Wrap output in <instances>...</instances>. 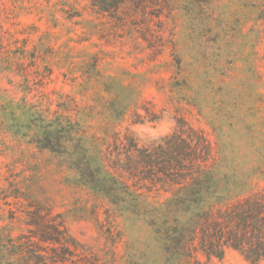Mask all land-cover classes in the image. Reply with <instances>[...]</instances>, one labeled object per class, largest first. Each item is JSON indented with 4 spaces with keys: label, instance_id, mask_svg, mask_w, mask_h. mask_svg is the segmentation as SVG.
<instances>
[{
    "label": "rangeland",
    "instance_id": "374dc122",
    "mask_svg": "<svg viewBox=\"0 0 264 264\" xmlns=\"http://www.w3.org/2000/svg\"><path fill=\"white\" fill-rule=\"evenodd\" d=\"M179 122L205 133L233 188H264V0H0V250L37 210L62 222L72 264H176L150 217L109 202L166 200L119 176L111 151L125 136L156 146ZM88 169L129 190L95 193ZM196 259L251 264L231 249Z\"/></svg>",
    "mask_w": 264,
    "mask_h": 264
},
{
    "label": "trees",
    "instance_id": "16d2710c",
    "mask_svg": "<svg viewBox=\"0 0 264 264\" xmlns=\"http://www.w3.org/2000/svg\"><path fill=\"white\" fill-rule=\"evenodd\" d=\"M179 128L161 138L156 146L139 148L130 137L118 138L112 168L125 179H139L147 192L167 195L152 210L145 209L140 195L133 199L110 200L124 212L150 217L151 227L169 258L176 264H204L201 254L210 261L221 259L226 249L238 252L251 264L264 262V188L243 195L230 185L232 175L221 172L216 154L202 130L179 122ZM95 171L87 170L91 180L84 185L95 193L111 197L119 193L120 184L105 172L109 182L95 180ZM124 185V186H123ZM139 213V214H138ZM49 212L33 210L27 215L30 235L20 236L10 248L0 250V264L15 255L24 260L43 258L33 248L43 245L50 254V264H72V251L62 222ZM38 248V247H37ZM28 263V262H27Z\"/></svg>",
    "mask_w": 264,
    "mask_h": 264
}]
</instances>
